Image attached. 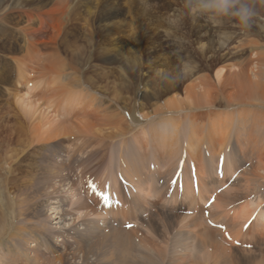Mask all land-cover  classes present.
I'll return each instance as SVG.
<instances>
[{"label": "rangeland", "instance_id": "obj_1", "mask_svg": "<svg viewBox=\"0 0 264 264\" xmlns=\"http://www.w3.org/2000/svg\"><path fill=\"white\" fill-rule=\"evenodd\" d=\"M27 1L31 4L26 5ZM91 1L93 7L99 0ZM248 2L250 7L254 10L255 15L250 21V27L244 28L240 25L237 19L231 16L215 17L208 13L193 11L190 7L189 0H121L123 15L119 19H121L122 25L121 29L119 28L120 31L118 32V35L114 36L115 40H109V38H107V40L101 45L99 39H97L95 43L91 42L93 51L91 53L89 52L90 54L88 53L90 56L89 58L87 57L88 63L79 66L80 73L78 74L80 75L81 80L86 84L81 88H83L85 91L76 90L75 88L69 87L62 93L60 90L61 88L58 89V87L62 85L60 82L61 76L58 77L57 75H52L53 73H50V75H48L47 71H45L44 73L40 72V65L38 64L39 61H36L37 63L34 62L33 66L28 70L26 69V77L21 80L22 82H25V80H27L26 87L25 85H21L17 82V76L15 72L16 69H12L13 67H15V59L21 57L24 58L27 56V30H29L30 28L32 29V37H34L35 40L42 38L40 32H42L44 29H48L47 32H49L51 35L55 33L54 27H51L52 23L48 21L50 18L55 19V17H57V7L55 1L15 0L13 5V15L10 18H7V21L2 19L3 16H1L0 11V73L3 74H0V179L3 182L5 181V183H2V187L0 189V193L1 190H3L2 194L0 195V264H57V256L61 257L60 262L62 264H111L112 262V264H116L117 262L126 259L129 260V264H138L139 262H142L141 264H264V228H260L258 224L254 223L253 216L248 221L250 222V225L243 237L242 235L237 237L236 235L230 234L231 238L240 242L242 246L251 245V249H243L241 247L235 248L233 245L227 246L221 240L220 232L217 233L218 235H215L216 232H213L212 236L208 240H199V238L195 236L194 232L190 230L191 228H189L192 224L189 223L188 225L187 221H184V224L182 223L183 225H187L185 227L187 230L183 231V233L178 226L180 225L179 220H175V222L172 221L173 224L171 223L172 226L170 228L162 226V222L154 225V228H149L148 223L150 222V220L148 216H146L145 218H134V216L132 218H129L130 220H133L135 222L137 221V225L139 223L145 224V226H141L138 230L135 231L121 232L119 230H112L118 229V227H115L113 225L114 223L111 224V229H108L105 226H100V230L97 233L90 232L91 230H89V232L87 230L81 231L80 229L84 226L81 223V225L76 223V221L79 220L76 219L78 217V214L72 212L73 210H71V208L73 206L72 203L75 202L77 198L85 197H82L79 193H77L79 192L78 186H76L75 182H72V179H69L75 175L86 174L89 176V178L90 176L91 178L97 177L95 179H97L99 182H103L106 176L104 175L103 178H100L103 175L100 172H103L102 169L104 170V168H106L104 167L105 165H107V167L112 165L113 172L118 169L123 170L124 168L122 167L124 166H122L121 168L119 166V168H115L116 166L113 167V165L116 164L115 162V164H106V159L110 157L112 153H114L113 151L115 145L113 147H111V145H117V142L119 140L127 138L124 140H126V143L130 148L132 147V145L129 141L133 140L134 136H137L138 131L141 130V126L145 129H148L149 125L158 127L156 126L158 122L160 123L163 118L167 117L165 115H162L150 119V117L144 118L141 116L142 114H145V112L152 113V110L154 109L153 106H146L147 108L145 106L139 107V104H141L142 102H146V100L144 99V95L150 91L149 88H145L144 83H140V77H146L142 76L144 72H147V77L152 80L150 84H153L152 87H156L155 90L157 92L164 94L166 91H168V94H165L164 97L162 96L163 98H159V101H164L166 97L168 99V96L170 97L172 95L173 97L179 99V101L181 102L182 107H180V109L183 108L184 110L180 111V113L175 114L176 120H178L179 117V121H177L179 130L177 129L175 133L179 131H186V128L183 129L182 125L183 127L186 126V123H184V121L187 120V118L191 117V115L202 114L203 118L206 117L207 119H203L204 122L207 120L205 122L206 127H208L209 125L208 122L215 116H219V118L222 119L224 115L225 117L223 118H226L228 114L233 113V118L236 119L237 117L234 111L240 110L242 108H237L234 106L229 107V109L225 108V95L221 94V87L217 86L214 77L216 73L223 70V67L228 71V69L236 64V62H238L239 60H249L251 58V53L254 50V42H257V45L262 44L263 47L258 49V51L259 53L264 52V0H248ZM260 8H262V10H260ZM28 11L32 13L31 15L33 16V19L31 21H29V18L27 16ZM79 11L80 9L77 10L78 14L75 15L72 19V27H69L71 28V33L66 35L67 40L69 41V43H71L67 45L68 47L65 46L67 50H71V47L74 48L78 45H87L84 39V37L88 34L87 26L83 23V17L85 16V13H80ZM129 11L133 12L131 17H128V15H130L129 13H126ZM140 14H142L141 17ZM200 16H202V18H204V16H208V20H215L220 24H211L208 25V27L206 25L204 26L203 21L199 20ZM18 20H20L21 22L19 21V24L15 26L14 24H16V21L18 22ZM125 22H128L129 24H127L125 31L126 34L124 35ZM132 23L133 27L136 28V38L134 40H131L130 32ZM199 25L201 27H199ZM88 29H90V24ZM199 30L207 31L209 35L214 37V40L221 38L223 39L222 41H225V37H227L228 35L231 36V39L228 42H223V47L220 48L219 51L201 54L198 51L199 40L197 39V36L200 33L198 32ZM117 41H119V43H117ZM71 45H74V47ZM98 46H103V48L101 47V49H104L106 51V53L100 60L96 59V53L94 50H97ZM57 49L58 50L46 49L41 51L39 54L41 55V57H47L49 53H51L52 59L54 58L59 61H63L64 63H69L64 54L65 51H63L62 46H59ZM240 51L244 53L241 54ZM239 52L241 56L237 55ZM123 56L126 58V60L123 59ZM2 63H4L5 65H3ZM132 63L136 66L133 74L131 73L132 71H130L132 67L128 65ZM249 66H252V64ZM77 68L78 67H75V69ZM9 69L12 70L9 71ZM66 70L69 72L74 71L73 69L71 70V67ZM9 72H11V74H9ZM45 73H47V75L45 77V80L44 78H42V86L34 90L33 93L30 92V96H33L34 94L35 97L33 96V99L36 101L39 107L42 105L41 108H43L44 110L48 109V105L46 104L47 102L45 101L46 97H48L49 95L55 96L53 97V101L55 104L53 110H45L48 115L53 116V114H58L57 107L60 104L62 106L64 104V108L67 110V113L65 114L64 112L62 113V111H60L59 115H62V119L66 118L65 120L70 119V117L73 116L71 120L73 119V122H76L77 117H75V113H78V107L76 108L75 105L73 107L72 98L75 97L71 94L75 92L80 95L82 93L80 96L84 97L83 99H87V96L100 98L104 102V106L109 105V107H111V112L114 111L121 113V111L123 110L121 108H126L128 111L119 115L116 124L117 127H120L123 131H126L128 135L124 137L119 136L111 140L107 139L105 141V145L96 141L99 143V146H96L97 148H93L89 145L91 142H94L95 144V141H88L87 146L85 145L84 148L80 150L82 151L80 153L81 157L77 156V159H75L74 161L72 160V162L69 161L70 163H68V161L61 162L63 164L62 166L57 164L56 161L57 158L60 157V155L55 157L52 156L49 149L47 148V144L56 142H43L42 140H37L36 136L39 131V127H36V125L28 127L29 120L23 118L21 110L13 103L15 96L14 94H16V92L26 94V92L28 91L27 89L32 88V84H34L37 77L42 74L45 75ZM8 74L12 77L10 81L7 78L9 76ZM78 74H76V76H78ZM126 74H128L130 78L128 79V81L127 79L126 81L122 80L120 76L122 75L123 78H126ZM4 75L6 76V80L4 79ZM202 79H208L213 85H215V87L213 86L214 88H216V86L219 88H216L217 91L215 90V92L218 93V97L216 96L217 98L214 99L210 98L211 101H213L212 105H204V107H198V109L195 107V100L198 99L199 101L204 102V97L200 96L201 94H199L198 87L195 88L194 85H198L199 81H201ZM53 87H56V92L52 91ZM191 87L195 88L194 90H196L192 94V100V97L188 98L189 93L187 94V89H190L191 91ZM155 90L154 92H156ZM116 98H118V100L120 99L121 101L119 100L117 102ZM68 102L70 103L68 104ZM104 106L99 107L98 110L93 112L95 113V115L92 117V121L97 126L96 129H103L104 131H107L106 129L108 128L106 126V122L103 123V120L104 117L109 114L107 112H103ZM132 107L134 110V114H132L133 110L130 109ZM246 108L244 109L246 111L248 110V112H254L256 110L264 112V110L260 108ZM181 118H184L185 120H182ZM71 120H68L69 123L71 122ZM143 120L147 121L144 122ZM30 121L32 123V120ZM160 135H163V132H160L159 136ZM226 136L229 138L227 148L225 147L222 150L223 147H219L220 149L218 148V156L216 155L217 146L214 145L216 153H214V156L216 161L219 162L225 157L226 159H233L235 157L237 158V160L242 159L243 157H241L239 154L238 156L233 155L234 151L237 152V147H235L234 150L233 146L235 141L232 137V133ZM66 139L67 141H65ZM60 140V142H66L65 146L68 148L73 142H75V140L82 144L85 143V140H83L81 137L79 138V136L76 135H71L68 138H66V135H64L62 138H60ZM182 140H179L178 146H181L180 148L183 149L185 142L183 143ZM146 143H150L151 145L150 137L146 140ZM150 145H147V149ZM202 145L203 146L200 151V160L199 162L197 161L198 163H203L205 161L204 159H207V161L209 160L208 153L210 149L207 147V144H205L204 140L202 142ZM87 148L90 150H87ZM182 149L180 150L183 151ZM63 152L64 151L62 150L61 153ZM125 154L128 155L129 151H126ZM103 156L106 158L105 160H103ZM182 156L184 159L182 158ZM182 156H180L176 160L178 162L176 164L180 165L182 164V162L190 163L187 164V169H190V166L195 164H192L194 160L189 159L185 153H182ZM179 159L181 160L179 161ZM76 160L78 161L76 162ZM246 160L249 161H243V166L239 165L240 169L236 171V178L243 168L249 169L250 166L254 163H252L251 157L249 156H247ZM179 169L181 170V168ZM130 172L131 174L129 175L133 176L134 172ZM98 174H100L101 176ZM122 178L128 184H131V182H128V176L122 175ZM235 179L231 182L228 180L224 186H230V183L234 182ZM257 183L258 184L254 185L255 187L252 186V189L246 193V195H248L249 197L244 200L245 202L252 200L255 205V195H259L260 193L259 196L264 197V180L260 179L259 181H257ZM219 186L220 185H217L216 187ZM258 186H260L262 189L259 192H255L258 190ZM70 192L73 193L71 194ZM61 193L63 194L61 195ZM121 193L117 194V196L121 203L126 205L132 215L133 212L131 208L133 206L127 199L124 198V194ZM182 193L184 192L182 191ZM73 194H75L76 196H72ZM157 194H160L159 190H157ZM178 196L179 194L176 191V193L174 192L171 196V200H166L164 207H166L167 209H160L158 205H154L155 207L152 209V211H150V213L154 215L153 218L158 215L167 214L172 216L178 215L179 213L180 216H185L183 208L179 212L177 210V206L188 207V204L186 201L179 199ZM191 199H193L192 208H198L200 213L202 214L201 216L203 217L204 210L202 209L203 206L201 205L200 198L198 199V201H196L192 192ZM4 200L5 202H3ZM240 203L244 202H237L233 205H230L229 208L223 210L227 213V215H229V219L233 216L231 214L234 208L238 206V204L240 205ZM15 205L17 206L15 207ZM47 205H50V207L54 208V213L60 212L61 214H63L61 224L66 228L65 230H74V235L70 234L66 242L58 244L56 243V245H59L60 248L56 253L53 251L51 252V247H49V245H52L54 243L53 241L57 240V232L55 230L56 226H54L47 218V215L50 212L43 211L45 206ZM63 205L64 207H62ZM262 208H264V203L261 205V209ZM169 209L171 210L169 211ZM125 213L127 217L131 216L127 214V210L125 211ZM255 214L258 215L257 213ZM56 216L58 217L60 215ZM209 218L211 219L210 214ZM17 221L19 222L17 224L18 228H24L25 225L27 228L36 227L37 229H35L38 230V232H36L37 236L35 238H30V235L25 234L22 229L21 231L17 228L19 230L18 236L14 237L16 233L15 224L17 223ZM156 222H158V220H156ZM238 222L240 223L239 220ZM223 224L225 225V223ZM167 228L169 229V231L167 230ZM227 230L229 233L231 232L228 227ZM177 232L181 233V237H179V234ZM146 234L149 236H147ZM73 236L77 237H75L74 239L72 238ZM222 246L224 249H222ZM64 252L65 254L68 253V255L66 254L65 257L63 256L62 260L61 255ZM138 254L140 255V259L142 261L139 260ZM72 255L74 256V259ZM92 255L93 257H90ZM95 255L97 257H95ZM54 257L56 258L55 262L53 260Z\"/></svg>", "mask_w": 264, "mask_h": 264}, {"label": "bare ground", "instance_id": "obj_2", "mask_svg": "<svg viewBox=\"0 0 264 264\" xmlns=\"http://www.w3.org/2000/svg\"><path fill=\"white\" fill-rule=\"evenodd\" d=\"M14 1L13 0H0V11H1V16H3V18H2L3 20L7 21V18H10L13 15ZM54 1L56 4V7H57V9H56L57 17H55V19L50 18L48 21H50L52 23L51 27H54L55 33L53 35H51L49 32H47L48 29H44L42 32H40L42 38L35 40L34 37H32V34H33L31 32L32 29L30 28L29 30H27L28 31L27 35H26V40H27L26 51L28 52L27 56L24 58L21 57L22 59L21 58L15 59L14 60V63H15L14 66L15 67H13L12 69L13 70L16 69L15 72H16V76H17V82L21 85H25V87H26V85H27L26 81L27 80H25V82L21 81L26 77V69L28 70L30 67L33 66L34 62L39 61L38 64L40 65V70H39L40 72L44 73L45 71H47L48 75H50V73H53L52 75H57L58 77L61 76L60 82L62 85H60V87H58V89L61 88L60 89L61 93L69 87L75 88L76 90H84L81 87L83 85H86V84L81 80V77L78 74V73H80L79 66H82V65L88 63L87 57L89 58L90 57L89 54L93 51L91 42L95 43L96 40L99 39L100 40L99 42L101 45L102 43H104L107 40V38H109V40H115L114 36L118 35V32L120 31L121 25H122L121 19H119L123 15V11L121 8V5H122L121 0H99L97 2V4L93 7H92V1L91 0H54ZM94 1H96V0H94ZM11 2H13V3H11ZM29 4H31V3L27 1L26 5H29ZM78 9H80V11H79L80 13H82V12L85 13V16L83 17V19H84L83 23L86 24L87 30H88V34L84 37L87 45H84V46L78 45L77 47H74V45H71L74 48L71 47L70 48L71 50H67V48L65 46H67L71 43H69V41L67 40L66 35L71 33L70 32L71 28H69V27H72V25H73L72 19L75 15L78 14L77 13ZM260 10H262V8H260ZM30 12H31V10H30ZM30 12L29 11L27 12V16L29 18V21H31L33 19V16L31 15L32 13H30ZM126 13H129L130 15H128V17H131L133 12L129 11ZM141 16H142V14H140V17ZM208 18H209L208 16H204V18H202V16H200L199 20L203 21V23H204L203 25L204 26L206 25L207 27H208V25H211V24H216V25L220 24V23H217L215 20H213V21L208 20ZM19 21L20 20H18V22L16 21V24H14V25L16 26L17 24H19ZM89 24H90V29H88ZM127 24H129V23L125 22L124 35L126 34L125 31H126ZM201 26H202V24H201ZM201 26L199 25V27H201ZM33 32H35V31H33ZM130 32H131V40L132 39L134 40L136 38L135 37L136 28L133 27V23H132ZM198 32H200L199 35L197 34L198 35L197 39L199 40L198 51L201 54L219 51L220 48L223 47V44L225 43V41L228 42L231 39V36L228 35L227 37H225V41H222L223 39H221V38L214 40V37L209 35L207 33V31H200L199 30ZM214 32H215V30H214ZM3 36H4V34H3ZM43 37H44V39H43ZM4 39H5V37H4ZM117 43H119V41H117ZM253 45H254V48H253L254 50L252 51L251 58L249 60H244V59L239 60L238 62H236V64H234L231 68H229L228 71H227V69L225 70V68L223 67L222 68L223 70L216 73L215 77H214V79L217 83V86L221 87L220 88L221 94L225 95V98H226V99H224V100H226L225 108L229 109V107H231V106H234L237 108H240V107L242 108L240 110L234 111V113L236 114L237 120L233 118L234 117L233 113L228 114L226 116V118H223V117H225V115H224L222 117V119H220L219 116L218 117L215 116L214 118H212L208 122L209 125H208V127H206L205 122L207 120L205 122L203 120L206 117L203 118L202 114L191 115V117L187 118V120L184 119L185 117L181 118L182 120H185L184 123H186V126L183 127V125H182V128L183 129L186 128L185 129L186 131H183V132L179 131V132L175 133L176 130L178 129V126H179L177 124V121H179V117H178V120H176L175 114L180 113V111L184 110L183 108L180 109V107H182L181 102L179 101V99L173 97L172 95L170 97L168 96V99L165 96L166 98L164 99V101H162V100L159 101V98H161L162 96L164 97L165 94L167 95L168 91H166L164 94L157 92L155 90L156 87L154 88V87H152L153 84H150L152 80L147 77V72H144V74H142V76H146V77H144V78L140 77L141 81H140V79H139V81H140V83L142 82V84L144 83L145 88L146 89L149 88L150 91L144 95V99L146 100V102H144V103L142 102L141 104H139V107L140 106H145V107L146 106H153L154 109L152 108L153 109L152 113L145 112V114H142V115L140 114V115L144 118L150 117V119H152L154 117L156 118V116L159 117L162 115H165L167 117L163 118V120L160 123L159 122H158V124L156 123L157 124L156 126H158V127H154L152 125H149V128L145 129L141 126L140 127L141 130L138 131L137 136H134L133 140L129 141L130 144L132 145V147L129 148V146L126 143V140H124L127 138L119 140L117 142L118 146L116 144L111 145V147H113L115 145L114 151H113L114 153H112L110 155V157H108L107 159L103 156L102 157L103 160L106 159V161H107L106 164H110V163L115 164L116 163L115 165H113V167L116 166L115 168H117L118 166L120 168L122 166H124V167H122L124 169L123 170L118 169L116 171L114 170L115 172H113L112 171L113 170L112 165H110L109 167H107V165H105L104 167H106V168H104V170L101 168L103 172H100L103 175L101 176L100 174H98L101 176L100 178H103L104 175L106 176L104 178L103 182H101L102 184H105L107 181H109L110 185H111V189L116 194H120L121 192L124 194V198L127 199L133 206L131 208L133 213L131 215L129 209L126 207L125 204H123L124 208H122L120 210H116V211H108L109 214L106 212V214L103 215V214L99 213L96 209H92L91 207H89V205H88L89 203L87 202V200L85 198H77L76 201L72 203L73 206H72L71 210H73L72 212H75L76 214H78V217L76 219H79V220H77L76 223H78V224L81 223L85 227V228L82 227L80 229L81 231L87 230L89 232V230H91L90 232H96L97 233L100 230L99 229L100 226L101 227L105 226L106 228L111 229L112 228L111 224H113V223H114L113 224L114 226H119V227H118V229H112V230H119L121 232L135 231V230H138L139 227L145 226V224L139 223L137 225V221L135 222L133 220H130L129 218H132L133 216H134V218H137V217H140V218L144 217L145 218L146 216H148L149 220H150V222L148 223L149 228L150 227L154 228L155 227L154 225L158 224L159 222H162V224H163L162 226H166V227L170 228L173 224L172 221L175 222V220H179L180 225H178V226H179V229L181 230V232L183 233V231L187 230L185 228L187 225H183L184 221H187L188 225H189V223L192 224L189 228H191L190 230H192L194 232L195 236L198 237L199 240H204V241L208 240L212 236L213 232H216L215 235H218L217 233L219 231L217 229H213V228H210L209 226H207L206 221L203 219V217L201 215L189 217V216H180V215H172L171 216V215L164 214V215H158L155 218H153L154 215L151 214L150 211H152V209L155 207L154 205H158L160 209H167L166 207H164V205H165L166 200H168V199H166V194H167V190H168V183L173 178V176L176 175L177 173H179L183 176V186H184V188H183L184 193H182L181 196L179 195L178 198L187 202L188 210H193L194 209V208H192L193 199H191V193L193 192V189L191 190V178H190V170H192V169L195 170V176L197 178V183H198V188H197L198 192H197V194H195L193 192V196H194L196 201H198V199L200 198L201 205L203 206L205 204V202L208 200V198L211 196V194L216 193V191L218 189L222 188L228 180L229 181L231 180L232 176H234L237 173L236 171L238 169H240L239 165L243 166L242 165L243 161H245V162L249 161V160L248 161L246 160L247 156L251 157L252 163L253 162L254 163L250 166L249 169L243 168L239 172L240 174L235 179V181L230 183L231 184L230 186L228 185L221 193L216 195V200L210 206L209 214H210L211 219L215 223H221V224L225 223L226 227H228V229L231 231L229 234L236 235L237 237L241 236V235L243 237V235H245V232L244 233L242 232V228L250 220V218L252 216L254 218V223L258 224L260 228L261 227L264 228V208L261 209V205L264 203V197L259 196L260 193H259V195H255L254 196L256 198V204L255 205H254L252 200H249L248 202L244 201L249 197L248 195H246V193L252 189V186L258 184L257 181H259L260 179L264 180V112L257 111V110L254 112H248V110L246 111L244 109L246 107H253V108L255 107V108H260V109L264 110V52L259 53V51H258V49H260L263 46H262V44L257 45V42H254ZM59 46H62L63 51H65L64 54H65L66 58L68 59L69 63H64L63 61H59V60L54 59V58H53L54 59L53 60L51 53H49V55L47 57L46 56L41 57V55L39 54L41 51L46 50V49L47 50H58L57 48ZM101 47L103 48V46H100V47L98 46L97 50L93 48L95 50L97 60L102 59V56L106 53V51L104 49H101ZM240 52H241V54L244 53L242 51H240ZM240 52L237 55H240ZM67 53L69 54V58H68ZM124 56H123V59L126 60V58ZM58 58H59V56H58ZM156 61H157V59H156ZM2 64L5 65L4 63H2ZM251 64H252V66H249ZM128 65L132 67L130 69V71H132L131 73L133 74L136 66L133 63L128 64ZM68 67L69 68L71 67V70L73 69L74 71H71V72L67 71L66 69H69ZM75 67H78V68L75 69ZM12 69H9V71H11ZM0 74L3 75L2 73H0ZM9 74H11V72H9ZM76 74H78V76H76ZM46 75H47V73H45V75H43V74L39 75V77H37L34 84H32V88L27 89L28 91L26 92V94L16 92V94H14L15 96H14L13 103L15 104L16 107H18L21 110V114H22L23 118L29 120L28 121L29 122L28 127H31L34 125H36V127H39V131H38L37 136H36L37 140H39V141L42 140L43 142H47V141L48 142H50V141L56 142V143L52 142L50 144H47V148L49 149L52 156L55 157V156L60 155V157L57 158V161H56L57 164L62 166L63 164L61 162H67L68 161V163H70L69 161H71V162H72V160L74 161L75 159H77V156L81 157L80 153L82 151H80V150L82 148H84L85 145L87 146L88 141H90V142L95 141V144H94V142H91L89 144L91 147L95 148L96 146H99V143L105 145V141L107 139L111 140V139H114V138L119 137V136L124 137V136L128 135L126 131H123L120 127H117V124H116L118 121L119 115L123 114L124 112L126 113V111H128V110L126 108L122 107L121 109H123V110L121 111V113L120 112H114V111L111 112V107H109V105L104 106V102L100 98H93L90 95H89L90 97H88V96L86 97L87 99H83L84 97L80 96L82 93L80 95L75 93V92L71 94L72 96L75 97V98L71 97L73 99V101H72L73 107H74V105L76 108L78 107V113H75V111H74V113L76 114L75 117H77V119L75 118L77 120L76 122H73V119L71 120V118H73L72 115H71L72 117H70V119H67V120H65L66 118L62 119L63 117H61L62 116L61 114L59 115L60 111H62V113L64 112L65 114L67 113V110L64 108V104H63V106L60 104L57 107L58 108V110H57L58 114H56V115L53 114V116L48 115L45 112V110H47V111L53 110V108L55 106L54 101H53V97H55V96L49 95L48 97H46L45 101L47 102L46 104L48 105V109H45V110L43 108H41L42 105L39 107L38 104L36 103V101L33 99L35 97L34 94H33L34 97L32 95L30 96V92L33 93L34 90H36L42 86V78H44V80H45ZM126 75H127L126 78H123V76L120 75L121 79L124 81H126V79H127V81H128V79H130V78H129L128 74H126ZM7 78L10 81V79L12 77L9 75ZM252 78H254V79H252ZM4 79L6 80V76L4 77ZM38 82H40V83H38ZM130 86H131V84H130ZM213 86L215 87V85H213L208 79H205V80L202 79L201 81H199L198 85L197 84L194 85L195 88L198 87L199 94H201L200 96L204 97L203 98L204 102L199 101L198 99L195 100V103L193 101V103L196 104V106H195L196 108H198V107L202 108V107H204V105H212L213 101H211L210 98H213V99L217 98L218 93L215 92V90H216V88L219 89L217 86H216V88H214ZM55 88L53 87L52 91L56 92ZM195 88L191 87V91H190V89H187V94L189 93L188 98L192 97L191 100L193 99L192 94L196 91V90H194ZM154 90L156 92H154ZM46 91H47V89H46ZM61 93H59V94H61ZM38 96H40V95H38ZM69 96H68V98H69ZM116 99H117V102L120 100V99L118 100V98H116ZM69 103L70 102H68V104ZM77 104H79V105H77ZM102 106H104L103 112H107L109 114L107 116L105 115L106 117H104V120H103V123L106 122V126L108 128V129H106L107 131H104L103 129H96L97 126L92 121L93 120L92 117L95 115V113H93V112L98 110L99 107H102ZM130 109L133 110V107ZM70 110H71V108H70ZM119 111H120V109H119ZM76 112H77V110H76ZM132 114H134V110L132 111ZM30 120H32V123ZM68 120H71V122L69 123ZM90 121H92V122H90ZM143 121H142V123H143ZM145 121H147V120H145ZM152 121H151V123H152ZM115 124H116V126H115ZM160 132H163V135L159 136ZM231 133H232V137L235 141L234 146H233L234 150H235V147H237V150H236L237 152L234 151L233 155L238 156V154H239L243 158L239 159L240 160L239 161V160H237L236 157L233 159H231V158L226 159V157H225L223 160L217 162L215 159V156H214V153H215L214 145L217 146L216 147L217 148L216 149L217 154L216 153L215 154L218 156V148L223 147L222 150L225 147L227 148L229 138L226 135H230ZM64 135H66V138H68L71 135L79 136V138L81 137L83 140H85V143L82 144V143L78 142L77 140H75V142H73L70 145V147L68 148L65 146L66 142H64V143L60 142L61 141L60 138H62ZM149 137L151 139V145H150V143L149 144L146 143V140ZM155 139H156V141H155ZM179 140H182L183 143L185 142L183 149L180 148L181 146H178ZM203 140H204L205 144H207V147L210 149L209 153H208L209 154V160L207 161V159H204L205 161L203 163H198L200 160V151H201L202 146L204 145V144L202 145ZM65 141H67V139ZM96 141H98L99 143ZM92 144H94V145H92ZM49 145H52V146H49ZM147 145H150V146H148V149H147ZM179 148L182 149L183 151H181ZM62 150L64 151L63 153H61ZM87 150H90V149L87 148ZM126 151L127 152L129 151L128 155L125 154ZM182 153L183 154L185 153L189 159L194 160V162H192V164L193 163H195V164L191 165L190 169H187V166H188L187 164H190V163L182 162V164H180V165L176 164V163H178L176 160L180 156H182ZM182 158H183V156H182ZM180 160L181 159H179V161ZM77 161L78 160H76V162ZM218 165L222 166L223 177L221 179H218L216 176V169H217ZM151 166L153 167L152 169L150 168ZM179 168H181V170ZM130 171L134 172L133 176L129 175V174H131ZM118 175H120L121 177H122V175L128 176V182H131V184H129L130 185V190H129V196L130 197H128V198L126 197L125 192L123 191L122 187L120 186V184L117 181ZM81 176H84V175H81ZM66 179H67V177H66ZM69 179H71V178H69ZM161 179L164 180V182H165L164 186H162V187L159 186V182ZM2 183H5V181L3 182L0 179V189L2 187ZM260 183H262V182H260ZM217 185H220V186L216 187ZM67 189H69V188H67ZM67 189H65V190H67ZM257 189L258 190L255 192L261 191L262 188L260 186H258ZM157 190L160 191V194H157ZM2 191L3 190H1L0 195L2 194ZM62 192H63V190H62ZM65 193H66V191H65ZM77 193H79V192H77ZM175 193H176V191H175ZM62 194L63 193H61V195ZM251 194H255V193H251ZM195 195H197V196H195ZM72 196H76V195L73 194ZM169 199L171 200L172 197H170ZM7 201H8V199H7ZM241 201H243L244 203H240V205L238 204V206H236L234 208V210L231 214L233 216H232V218L229 219L228 218L229 215H227V213L224 212L223 210L226 208H229L230 205H233V204H235L237 202H241ZM3 202H5V200ZM16 206L17 205H15V207ZM62 207H64V205ZM143 208H145V209H143ZM126 210H127V214L131 215L130 217H127V215L125 213ZM170 210L171 209H169V211ZM177 210L178 211L181 210V207L177 206ZM43 211L44 212L45 211L50 212L47 215V218L49 219V221H51V223L54 226H56L55 230L57 232V240L53 241L54 245L53 244L49 245V247H51V249H50L51 252L53 251L56 253L59 251L58 249H60L59 245H56V243L58 244V243L66 242L67 238L70 236V234L74 235V232H73L74 230L73 229L70 231L65 230L66 228L61 224L63 214H61L60 212L54 213L53 212L54 208L50 207V205L45 206ZM255 213H257L258 215H256ZM228 214H230V213H228ZM56 215H60V216L57 217ZM259 215H261V216H259ZM8 216H9V214H8ZM17 219H18V217H17ZM156 220H158V222H156ZM234 220H236L237 222ZM238 220L240 221V223L238 222ZM126 222L136 224L137 225L136 229H130L128 231L123 230L121 228V226H123ZM18 223L19 222L17 221V223L15 224L16 233H15L14 237L18 236V232L21 229L24 231L25 234L30 235L29 236L30 238H35L37 236L36 232H38V230H36L37 229L36 227H28L27 228L25 225L24 228L23 227L18 228L17 227ZM76 223H75V225H76ZM176 225H177V223H176ZM168 228H167V230L169 231ZM101 232H103V231H101ZM13 233H14V231H13ZM20 233H22V232H20ZM154 233H153V235H154ZM177 233L179 234V237H181V233L180 232H177ZM67 234H69V235H67ZM99 235H100V233H99ZM147 236H149V235H147ZM75 237H77V236H75ZM75 237L73 236L72 238L75 239ZM95 240H96V238H95ZM130 240H131V238H130ZM91 245H92V243H91ZM254 246H256V245H254ZM32 247H34V246H32ZM98 247H100V246H98ZM94 248H95V246H94ZM173 248H174V246H173ZM222 249H224L223 246H222ZM141 250H142V248H141ZM225 250H227V249H225ZM229 250H232V249H229ZM120 251H121V249H120ZM65 252L61 255L62 260H63V256L65 257L66 254L68 255V253L65 254ZM99 252H101V251H99ZM175 253H176V251H175ZM139 254H138V256H139L138 258H139V260H141ZM112 255H113V252H112ZM55 257L53 259L54 262L56 260ZM90 257H93V255ZM95 257H97V256L95 255ZM73 259H74V256H73ZM139 260H138V262H139ZM51 261H52V259H51ZM60 261H61V257L57 256V262L58 263L57 262L56 263L60 264L61 263ZM82 262H83V260H82ZM128 262H129V260L126 259V260L119 261L117 263L115 262V263L116 264H129ZM141 263L139 262L138 264H141Z\"/></svg>", "mask_w": 264, "mask_h": 264}, {"label": "clouds", "instance_id": "obj_3", "mask_svg": "<svg viewBox=\"0 0 264 264\" xmlns=\"http://www.w3.org/2000/svg\"><path fill=\"white\" fill-rule=\"evenodd\" d=\"M193 11L208 13L212 16H231L237 19L244 28L250 27V21L255 15L248 0H189Z\"/></svg>", "mask_w": 264, "mask_h": 264}]
</instances>
